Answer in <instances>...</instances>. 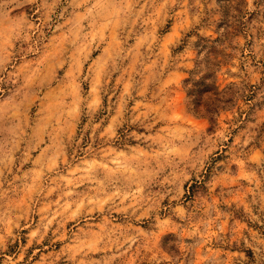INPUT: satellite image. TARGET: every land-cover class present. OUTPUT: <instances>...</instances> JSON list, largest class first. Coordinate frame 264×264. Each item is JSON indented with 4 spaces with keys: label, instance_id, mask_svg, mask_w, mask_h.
Returning <instances> with one entry per match:
<instances>
[{
    "label": "rangeland",
    "instance_id": "obj_1",
    "mask_svg": "<svg viewBox=\"0 0 264 264\" xmlns=\"http://www.w3.org/2000/svg\"><path fill=\"white\" fill-rule=\"evenodd\" d=\"M261 9L0 0V264H264Z\"/></svg>",
    "mask_w": 264,
    "mask_h": 264
},
{
    "label": "clouds",
    "instance_id": "obj_2",
    "mask_svg": "<svg viewBox=\"0 0 264 264\" xmlns=\"http://www.w3.org/2000/svg\"><path fill=\"white\" fill-rule=\"evenodd\" d=\"M4 2L5 3H11V0H4ZM259 3H260V0H243V6H246L248 13L256 12L257 11V5ZM261 14H264V9H261ZM228 23L229 24L232 23V17L231 16L228 17ZM227 27H228V24H225L224 28H227ZM262 27H264V25H262ZM224 28H221L220 30L224 31ZM165 149H166L165 152H162L161 155H165L166 156L169 152L173 151V149L169 148L167 145H165ZM125 160L127 161V167H126L125 170L129 171L131 173L134 170V168H135V166H134L135 157H126ZM5 161H7V163H5ZM10 163H11V161H10V159L8 157L0 159V164H3L4 166H7V164H10ZM135 171L138 174V171H139L138 168H135ZM0 174H2V172H0ZM185 178L187 179L188 177L186 176ZM131 183L137 184V188H136V192L137 193L142 191V189L145 187V185H144V183L142 181H137V180L133 179L131 181ZM128 188H129V194H131V184L128 185ZM119 194H121L119 192V190H117V192L114 193V195H119ZM144 203L148 204V201L145 200ZM148 207H152V205L148 204ZM125 210L126 209H121V211H125ZM29 235H30L31 238H36L37 232L36 231H32ZM2 239L3 238L0 237V240H2ZM124 242L128 243L129 244V248H131V245L133 243H135V238L129 236ZM116 243L119 244V241L117 240Z\"/></svg>",
    "mask_w": 264,
    "mask_h": 264
}]
</instances>
